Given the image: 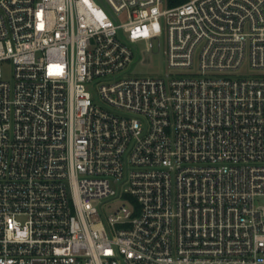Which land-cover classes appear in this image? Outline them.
<instances>
[{
    "label": "built area",
    "instance_id": "2783aa9c",
    "mask_svg": "<svg viewBox=\"0 0 264 264\" xmlns=\"http://www.w3.org/2000/svg\"><path fill=\"white\" fill-rule=\"evenodd\" d=\"M0 264H264V0H0Z\"/></svg>",
    "mask_w": 264,
    "mask_h": 264
},
{
    "label": "rangeland",
    "instance_id": "374dc122",
    "mask_svg": "<svg viewBox=\"0 0 264 264\" xmlns=\"http://www.w3.org/2000/svg\"><path fill=\"white\" fill-rule=\"evenodd\" d=\"M156 32L159 38L163 41L164 40V24L162 20L156 22ZM146 46L144 44L138 45L137 54L135 56V63L130 67L128 71L129 76L134 75H165L166 73L170 72L168 67V61L166 56L161 51H155L151 54H146ZM199 60V53L195 56V62L198 64ZM249 70L248 63L246 62L241 69L240 73H244L245 71ZM5 76L8 78L11 73V67L6 65L4 67ZM126 203L122 198H112L105 201L101 208L104 212L105 216L114 215L118 209H120L123 204Z\"/></svg>",
    "mask_w": 264,
    "mask_h": 264
},
{
    "label": "trees",
    "instance_id": "16d2710c",
    "mask_svg": "<svg viewBox=\"0 0 264 264\" xmlns=\"http://www.w3.org/2000/svg\"><path fill=\"white\" fill-rule=\"evenodd\" d=\"M186 1H188V0H168V6L169 7H174V6H177L179 4L184 3Z\"/></svg>",
    "mask_w": 264,
    "mask_h": 264
}]
</instances>
